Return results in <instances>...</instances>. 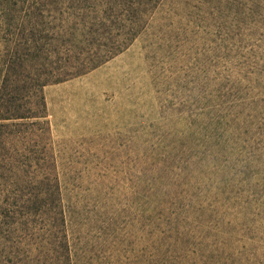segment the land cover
Returning <instances> with one entry per match:
<instances>
[{
	"label": "rangeland",
	"instance_id": "1",
	"mask_svg": "<svg viewBox=\"0 0 264 264\" xmlns=\"http://www.w3.org/2000/svg\"><path fill=\"white\" fill-rule=\"evenodd\" d=\"M27 6L0 2V115L27 117L0 122V197L57 218L51 234L33 218L28 240L65 234L71 264H264V1L156 0L143 15L92 0L51 63ZM131 35L36 86L66 47L81 61Z\"/></svg>",
	"mask_w": 264,
	"mask_h": 264
},
{
	"label": "trees",
	"instance_id": "2",
	"mask_svg": "<svg viewBox=\"0 0 264 264\" xmlns=\"http://www.w3.org/2000/svg\"><path fill=\"white\" fill-rule=\"evenodd\" d=\"M89 1L92 0H0L1 3L6 2L7 5H10L13 11L17 10L18 5L24 6V4H28L27 7L30 11L26 16L30 19L32 34H34L37 28L40 18L46 23L43 30V37L48 41L47 44L49 48L46 51V55L47 59H50V63L54 56L52 46L56 37L63 36V38H65L66 35H70L69 24L71 20L78 14L77 11L81 10L82 3H89ZM154 1L156 0H138L141 13H139V8H137L136 12L143 15L146 14L151 9ZM19 13H15V15ZM56 21L57 23L59 21L58 26H56ZM133 39L134 35L127 36L123 42L118 44L114 51L111 52L110 50H106L103 56L95 58L90 56L81 61L79 59L71 60L69 56L71 52L67 50L66 47L63 53L67 56V62L64 66L59 68H51L50 66L47 74L44 76V81L38 83L36 86L42 89L48 84L58 83L64 79L91 70L127 47ZM31 43L35 51L37 48L36 40L33 39ZM1 98L2 96H0V101L2 100ZM35 99L39 105L38 109L41 111L43 108L42 94L36 93ZM32 115H36V112H33ZM30 117L36 116H29L28 118ZM23 118L27 117L1 114L0 122L8 119ZM4 126L5 125L0 124V139L3 134L1 129ZM13 184H18V180L14 179ZM9 198L11 197L5 196L3 199L0 197V264H71L69 245L65 241V234L59 241L53 243L48 241L44 242V240L38 242L28 240L31 235L30 228L34 221L33 218H46L42 211V205H44L42 201L37 202L36 199L31 197L26 198L23 195L14 197L11 202ZM46 219L47 230H49L51 234L53 233L52 230L57 218L49 216V218ZM60 219L61 221L63 220L62 217ZM47 230L45 229L42 235H46L45 232Z\"/></svg>",
	"mask_w": 264,
	"mask_h": 264
}]
</instances>
